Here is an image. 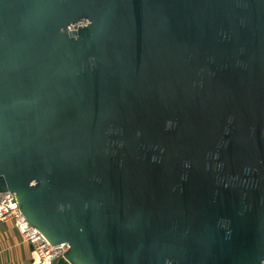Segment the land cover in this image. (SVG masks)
Instances as JSON below:
<instances>
[{
	"label": "water",
	"instance_id": "water-1",
	"mask_svg": "<svg viewBox=\"0 0 264 264\" xmlns=\"http://www.w3.org/2000/svg\"><path fill=\"white\" fill-rule=\"evenodd\" d=\"M52 264H264V0H0V192Z\"/></svg>",
	"mask_w": 264,
	"mask_h": 264
},
{
	"label": "built area",
	"instance_id": "built-area-1",
	"mask_svg": "<svg viewBox=\"0 0 264 264\" xmlns=\"http://www.w3.org/2000/svg\"><path fill=\"white\" fill-rule=\"evenodd\" d=\"M6 219L13 221L24 241L30 244L31 264H52L66 251L67 245H51L38 229L27 222L20 211L15 194L9 191L0 192V221Z\"/></svg>",
	"mask_w": 264,
	"mask_h": 264
},
{
	"label": "crops",
	"instance_id": "crops-1",
	"mask_svg": "<svg viewBox=\"0 0 264 264\" xmlns=\"http://www.w3.org/2000/svg\"><path fill=\"white\" fill-rule=\"evenodd\" d=\"M32 250L11 219L0 221V264H31Z\"/></svg>",
	"mask_w": 264,
	"mask_h": 264
}]
</instances>
